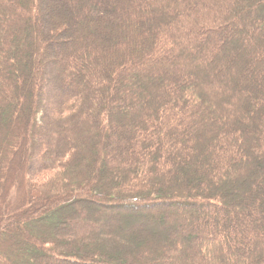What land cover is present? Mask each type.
<instances>
[{
    "label": "trees",
    "instance_id": "16d2710c",
    "mask_svg": "<svg viewBox=\"0 0 264 264\" xmlns=\"http://www.w3.org/2000/svg\"><path fill=\"white\" fill-rule=\"evenodd\" d=\"M0 264H264V0H0Z\"/></svg>",
    "mask_w": 264,
    "mask_h": 264
},
{
    "label": "rangeland",
    "instance_id": "374dc122",
    "mask_svg": "<svg viewBox=\"0 0 264 264\" xmlns=\"http://www.w3.org/2000/svg\"><path fill=\"white\" fill-rule=\"evenodd\" d=\"M243 2H245L246 0H242ZM259 11V10H258ZM252 31H251V29H246V31H245V33H243V34H241V36L239 37L240 38V40L239 41H235V43H234V47L232 48L231 47V45L232 44H230V43H228V45H227V48H226V50L224 51V55H225V57H226V59L227 60H230V61H235L236 63H235V65H237V67H236V70H235V73L236 74H239L240 73V75L242 76V75H248L247 73H249V71L251 70L250 69V65H251V61L246 57V55H245V50L247 49V47L245 46L246 45V43H248L249 42V38H250V36H251V33ZM234 34V33H233ZM232 43V42H231ZM235 45H237V47L238 48H236L235 47ZM245 47H246V49H245ZM242 48V51L244 52V53H240V55L238 54V52H237V50H239V49H241ZM248 61H249V64H248ZM221 66V65H220ZM235 69V68H234ZM250 74H251V72H250ZM252 75H253V77L254 78H258V75L257 74H253L252 73ZM256 79H255V82H256ZM260 87H257L256 88V94H257V91H258V89H259ZM260 91V90H259ZM258 91V92H259ZM253 92H255V91H253ZM13 183H14V186L16 187V182H14L13 181ZM199 199H197V200H195V201H198ZM169 204H167V206H168ZM170 206V205H169ZM154 208H156V207H154ZM231 214H233V212L231 211ZM138 217H140V218H142V217H144L142 214L140 215V214H136ZM235 216V215H234ZM229 217H231V216H229ZM236 217V216H235ZM144 218H147V217H144ZM152 220V218L151 217H149V220ZM154 221V220H153ZM133 222V221H132ZM156 222V224L159 226V222L158 221H155ZM154 222V223H155ZM127 225L128 224H130L129 223V221L126 223ZM140 231V229H138V232H135V233H140L139 232ZM134 233V232H133ZM134 238V237H133ZM135 240H133V244H135V242H137V239L136 238H134Z\"/></svg>",
    "mask_w": 264,
    "mask_h": 264
}]
</instances>
